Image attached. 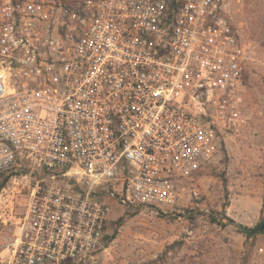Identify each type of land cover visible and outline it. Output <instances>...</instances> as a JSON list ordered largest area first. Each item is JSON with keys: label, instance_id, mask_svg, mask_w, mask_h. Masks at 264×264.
<instances>
[{"label": "built area", "instance_id": "2783aa9c", "mask_svg": "<svg viewBox=\"0 0 264 264\" xmlns=\"http://www.w3.org/2000/svg\"><path fill=\"white\" fill-rule=\"evenodd\" d=\"M231 1L0 0V173L45 175L11 264H113L112 206H174L248 126Z\"/></svg>", "mask_w": 264, "mask_h": 264}, {"label": "rangeland", "instance_id": "374dc122", "mask_svg": "<svg viewBox=\"0 0 264 264\" xmlns=\"http://www.w3.org/2000/svg\"><path fill=\"white\" fill-rule=\"evenodd\" d=\"M230 13L251 50L244 73L248 126L224 136L219 152L180 186L174 206H112L107 242L113 264H264V231L247 239L227 219L230 205L234 222L249 229L264 219V0H232ZM44 176L24 157L0 173V184L6 178L0 188V264H11L28 193Z\"/></svg>", "mask_w": 264, "mask_h": 264}, {"label": "trees", "instance_id": "16d2710c", "mask_svg": "<svg viewBox=\"0 0 264 264\" xmlns=\"http://www.w3.org/2000/svg\"><path fill=\"white\" fill-rule=\"evenodd\" d=\"M5 181H6V178L3 180V182L0 184V188L3 187V185L5 184ZM228 221L233 224L235 227H237L241 233H243L247 239H251L252 237H254L256 234H260V233H263V232H255V228L257 226L260 225V223L253 229H249L245 226H242L241 224H238L236 222H234V220L230 219V218H227ZM124 220H125V217H121L118 221H117V225H122L124 223ZM264 221V219L262 220V222ZM108 238V237H107ZM109 239V238H108ZM175 245V244H174Z\"/></svg>", "mask_w": 264, "mask_h": 264}, {"label": "crops", "instance_id": "0c3cea01", "mask_svg": "<svg viewBox=\"0 0 264 264\" xmlns=\"http://www.w3.org/2000/svg\"><path fill=\"white\" fill-rule=\"evenodd\" d=\"M232 205H230L229 206V208H227V215L229 216V217H231L233 220H235V217L233 216V215H236V212L235 211H232V212H230L231 211V209H232V207H231ZM261 208H262V206H261V203H259V207H258V210H256L255 211V213H256V216L255 217H259V215H260V213H261ZM241 211H243V210H241ZM240 211V212H241ZM236 221V220H235ZM6 251V250H5ZM5 251L3 252V253H5ZM12 255V254H11ZM11 258H12V256H10V260H11Z\"/></svg>", "mask_w": 264, "mask_h": 264}, {"label": "water", "instance_id": "95a60500", "mask_svg": "<svg viewBox=\"0 0 264 264\" xmlns=\"http://www.w3.org/2000/svg\"><path fill=\"white\" fill-rule=\"evenodd\" d=\"M255 232H263L264 231V221L260 223L254 230Z\"/></svg>", "mask_w": 264, "mask_h": 264}]
</instances>
